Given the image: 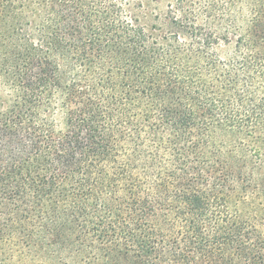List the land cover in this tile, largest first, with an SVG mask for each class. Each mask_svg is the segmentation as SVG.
<instances>
[{"label": "trees", "instance_id": "obj_1", "mask_svg": "<svg viewBox=\"0 0 264 264\" xmlns=\"http://www.w3.org/2000/svg\"><path fill=\"white\" fill-rule=\"evenodd\" d=\"M0 264H264V0H0Z\"/></svg>", "mask_w": 264, "mask_h": 264}, {"label": "rangeland", "instance_id": "obj_2", "mask_svg": "<svg viewBox=\"0 0 264 264\" xmlns=\"http://www.w3.org/2000/svg\"><path fill=\"white\" fill-rule=\"evenodd\" d=\"M164 1V4H166L169 0H163Z\"/></svg>", "mask_w": 264, "mask_h": 264}]
</instances>
